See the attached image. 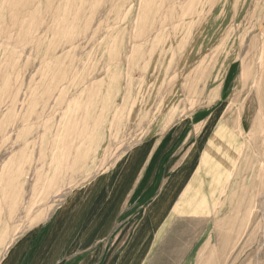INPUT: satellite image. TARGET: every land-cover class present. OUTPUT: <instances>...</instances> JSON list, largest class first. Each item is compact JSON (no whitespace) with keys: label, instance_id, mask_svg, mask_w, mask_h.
Segmentation results:
<instances>
[{"label":"rangeland","instance_id":"rangeland-1","mask_svg":"<svg viewBox=\"0 0 264 264\" xmlns=\"http://www.w3.org/2000/svg\"><path fill=\"white\" fill-rule=\"evenodd\" d=\"M218 121L216 208L127 257ZM0 264H264V0H0Z\"/></svg>","mask_w":264,"mask_h":264},{"label":"crops","instance_id":"crops-1","mask_svg":"<svg viewBox=\"0 0 264 264\" xmlns=\"http://www.w3.org/2000/svg\"><path fill=\"white\" fill-rule=\"evenodd\" d=\"M236 145V135L228 124L215 122L171 202L168 216L160 220L152 231L148 227L150 220L146 224L135 225V238L131 240L133 249L127 257L139 259L145 247H148L146 256L151 261L161 257L162 250L174 241L176 235L172 227L178 221L206 217L213 212L233 165ZM146 231L151 233L144 239L140 234ZM140 244H145V247Z\"/></svg>","mask_w":264,"mask_h":264}]
</instances>
